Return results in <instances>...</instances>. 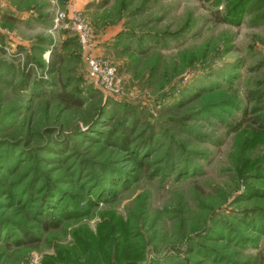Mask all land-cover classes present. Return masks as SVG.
Segmentation results:
<instances>
[{"label": "rangeland", "instance_id": "rangeland-1", "mask_svg": "<svg viewBox=\"0 0 264 264\" xmlns=\"http://www.w3.org/2000/svg\"><path fill=\"white\" fill-rule=\"evenodd\" d=\"M263 3L0 0V264H264Z\"/></svg>", "mask_w": 264, "mask_h": 264}, {"label": "built area", "instance_id": "built-area-1", "mask_svg": "<svg viewBox=\"0 0 264 264\" xmlns=\"http://www.w3.org/2000/svg\"><path fill=\"white\" fill-rule=\"evenodd\" d=\"M78 30L81 32V27L78 28ZM82 39H84L83 34L81 33ZM87 57V63L90 72L95 75L98 78H103L104 80L108 81L110 83L114 76V69L109 66H103L96 56H94L92 53H90ZM101 76V77H99Z\"/></svg>", "mask_w": 264, "mask_h": 264}, {"label": "trees", "instance_id": "trees-1", "mask_svg": "<svg viewBox=\"0 0 264 264\" xmlns=\"http://www.w3.org/2000/svg\"><path fill=\"white\" fill-rule=\"evenodd\" d=\"M262 1V0H261ZM264 1V0H263ZM262 7H264V3L263 4H260L259 5V7L258 8H262ZM69 95L67 94V93H65V91H64V98L65 99H67V98H69L68 97ZM70 98H72V97H70ZM81 102H78V104H80ZM114 127V126H113ZM118 130V129H117ZM132 130H131V128H129L128 127V129H127V132H131ZM125 139H126V141L128 140V137L125 135ZM112 195H114V197H113V199H115V197H116V194H115V192H114V194H112ZM40 221L47 227L48 225H52V223H50L47 219H40ZM55 225H56V223H55ZM54 226V225H53ZM25 235H27V233H25Z\"/></svg>", "mask_w": 264, "mask_h": 264}]
</instances>
